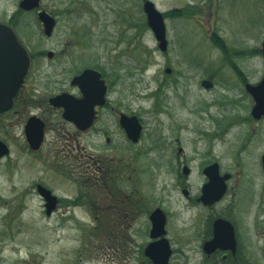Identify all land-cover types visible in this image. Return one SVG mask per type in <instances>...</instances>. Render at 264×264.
<instances>
[{
	"label": "rangeland",
	"instance_id": "obj_1",
	"mask_svg": "<svg viewBox=\"0 0 264 264\" xmlns=\"http://www.w3.org/2000/svg\"><path fill=\"white\" fill-rule=\"evenodd\" d=\"M72 1L77 10L83 9L81 16L76 17L77 11L68 8L69 2L64 0L60 22L49 37L35 15L19 16L21 42L33 62L47 69L46 72L35 71L30 76L28 88L42 99L70 89V56L74 51L70 38L74 25H84L87 30L85 48L75 49L81 56L106 55L99 39L102 33H107L112 38L108 45L114 50L110 55L121 51L126 62L122 75L123 91L129 95L126 103L142 119L144 133L134 153L122 155L114 154L112 145L86 137L74 142L76 149L71 151L73 148L50 134L41 159H34L23 148L25 117L16 118L9 134L13 153L0 163V200L7 201L0 203V264H22L28 259L34 264H147L140 248L150 240L149 215L156 208L167 215L166 229L168 237L175 241L174 247L184 251L189 264H197L201 258L199 233L202 224L199 220L203 212L195 201L182 194L181 188L189 189L193 197L199 193L206 181L201 162L209 155L217 158L224 170L243 169L230 182L231 190L220 207L236 205L252 264H264V175L261 166L264 123L257 127L256 136L240 154L238 135L244 131V126L237 124L223 138L212 142L202 133L217 130L216 118L249 115L250 102L247 95H243L244 88L234 69L224 66L226 54L222 48L213 46L211 36L215 32L226 42L231 66L237 65L235 71L244 72L252 85L260 83L264 76V0H150L164 14L188 7L192 13L187 17H166L169 48L165 52L160 50L148 26L143 10L145 0ZM43 4L53 9V0H44ZM18 9V0H0V13L5 12L7 17ZM121 38L122 42L115 47L114 42ZM49 52H54L51 59ZM196 60L220 65V81L214 92L202 90L198 82L202 69L190 68V62ZM131 62L138 67L133 96L129 91L134 82ZM83 63L86 65L88 60ZM53 67H56V75L52 74ZM168 67L175 73L173 79L181 77V73L188 76V79L182 77L184 84L180 90L166 89L165 81L173 80L166 73ZM179 94L183 96V105ZM216 100H220V104L197 112L203 102ZM124 142L125 138H119L115 146H124ZM100 145L107 147L104 154H108L115 172L123 176L120 182L124 191L120 197L123 211L117 224L114 211L106 214L101 209L109 205L108 202H103L99 209L95 207L96 203L101 204L103 197L94 196L92 202H87L85 183L75 185L69 180L70 176L65 175L73 173L71 178L84 181L83 174L72 170L83 168L87 160L85 153L99 152ZM118 156L124 157L123 161L117 160ZM175 158L187 162V176L173 173L171 164ZM8 163L12 165L6 168ZM39 181L49 185L63 201L74 202L71 205L63 202L52 216H48L43 200L32 187ZM181 183L184 185L179 188ZM246 193L252 195L249 204L245 200ZM21 198L25 204L23 208L18 207ZM111 246L118 247L117 254ZM185 257L174 258L172 264H186Z\"/></svg>",
	"mask_w": 264,
	"mask_h": 264
},
{
	"label": "flooded vegetation",
	"instance_id": "obj_2",
	"mask_svg": "<svg viewBox=\"0 0 264 264\" xmlns=\"http://www.w3.org/2000/svg\"><path fill=\"white\" fill-rule=\"evenodd\" d=\"M22 0H18V6L19 9L16 12H13L9 17H7V14L5 12L0 13V23L6 24L10 26L13 30L15 29V26L19 24V16L24 14H33L37 17L39 24L41 28L44 31V26L42 22L39 19V12L46 11L50 15H52L56 19V25L57 27L58 23L60 22V7L61 5H64V0H53V9L45 6L43 4L44 0H40V6L39 8H34L32 10H25L20 8V3ZM146 1V0H145ZM69 2V4H68ZM68 8L74 10L77 13L75 14L76 17L81 16L83 9L77 10V5L72 0H68ZM73 2V3H70ZM58 9V11L56 10ZM170 11H174L175 14L180 15L182 17L189 16V7L188 8H176ZM168 11V12H170ZM90 13V11H87ZM164 15V13H163ZM176 15V16H177ZM171 16V15H170ZM173 16V15H172ZM75 17V19H76ZM168 18V16H166ZM165 23H166V18ZM134 26L136 24L134 23ZM54 28V30H55ZM167 28V26H166ZM15 31V30H14ZM16 32V31H15ZM54 32V31H53ZM71 38H70V45L71 48L74 50L72 51V54L70 56L71 59V74L69 76V90H62L50 97H47L45 99H42L39 95L34 93L33 89H29V82H30V76L35 71H41L46 72L47 69L45 67L37 66L28 51V54L30 56V67L28 70V74L19 88V91L17 95L13 99L12 107L4 111L0 114V141L3 142L7 147L9 152L3 156L0 157V163L3 162L6 159H9V157L13 153V143L11 139L9 138L11 125L18 117H25L24 125H23V148L24 152L28 156H31L34 159H41L43 149L46 146L48 137L51 135H54V139L58 140V142H65L69 148L75 151L74 142L77 140L86 137V138H95L98 142H105V145L109 146L112 145L111 149L114 151L116 155H122V154H133L135 146H137L144 133V125L142 123V119L140 116L133 110H130L128 107V104L126 103L127 100H129V95H126L123 91L124 86V80L122 75L124 74L125 67L123 66L126 62L123 61V56L121 54V51H115L114 55H110V52L114 51L112 47H109V41L112 40V38L106 33L101 35L100 45L104 49H106V55H100V56H81V54H78L75 52L76 48L84 47L86 39V27L81 25H74V28L71 31ZM17 34V33H16ZM53 34V33H52ZM215 32L213 33V35ZM18 35V34H17ZM52 36V35H51ZM19 37V36H18ZM168 39V38H167ZM23 42V41H22ZM122 42L121 39H116L114 42V46L117 47ZM213 46L218 48L220 50V46L212 40ZM23 44V43H22ZM24 45V44H23ZM25 46V45H24ZM113 46V47H114ZM26 48V47H25ZM168 48H169V40H168ZM168 48L166 51H168ZM27 49V48H26ZM49 53H52V56L49 57ZM48 58H52L54 56V52H49ZM224 56V55H223ZM231 58H228L226 55L223 58V64L224 66L228 67L229 69H234V72L240 82V85L243 86L246 97L249 99L250 107H249V115L244 116L241 114H234L231 115L229 118H213L214 121L217 122V130L215 132L210 131H204L202 132L205 138H207L208 141L212 142L216 139H219L220 137L223 138L225 135H227L228 132L232 130V128L239 124L241 126H244V131L240 133V144L237 146L238 153L240 154L246 146L252 141L253 137L256 136V133L258 131L259 125L261 123H264V116L260 119L254 118L252 115V110L255 105V100L252 96V94L247 90V85H249V81H247V76L244 75V72L242 71H235V67H237L236 63H234V67L231 66ZM88 60V63L84 65V61ZM191 69H202V72L199 74L198 82L201 85L202 90L208 93L214 92L218 85H219V75H220V65H218L216 62L209 61H191ZM127 64H130L129 62ZM132 68V80L134 81L136 76V71L138 70V67L134 65L131 62ZM54 70L52 71V74L56 75V67H53ZM52 68V69H53ZM86 70H94L100 74V77H97L96 75H92L89 78H85L82 80L81 84L77 81L76 78L81 76ZM169 70V72H167ZM60 73L62 69L59 70ZM233 71V70H232ZM173 69L171 67H168L166 69V73L169 75L170 79H173L172 76L175 75L173 73ZM244 75V76H243ZM181 77H178L177 79H173L169 81L168 79L165 81L166 89L167 90H180L182 85L184 84V79H188V76L181 73ZM183 77V78H182ZM190 78V77H189ZM219 80V81H218ZM204 82H209L208 86L204 85ZM136 82H131L132 87L130 86L129 91L132 92V96L134 94ZM259 84V83H258ZM224 85V84H223ZM252 85V84H251ZM92 86L94 88V98L93 95H91L89 98L87 95L83 92V87ZM181 86V87H180ZM230 84L227 86L229 87ZM233 89H235V84H233ZM158 90V88L156 89ZM155 90V91H156ZM67 93L70 95V101L73 108V119L74 120H67L64 118V109L56 107L50 103V99L54 98L57 95ZM180 97V103L181 105L184 104V99L182 95H178ZM177 98L179 99V97ZM166 98V97H165ZM233 100V99H232ZM231 101V100H230ZM235 102H238L236 98L234 99ZM206 103V104H205ZM215 104H220V100H216L213 102H203L200 104V106L197 109V112H203L207 111L209 107ZM29 109H32V111L28 114L27 112ZM123 114H126L127 116H137L140 120V122L143 125V132L142 136L138 143L132 142L121 125V116ZM92 117V122L90 126H86L88 123L89 117ZM36 117L40 119L44 123V140L41 145V147L38 150H32L27 136H26V125L28 121L32 118ZM84 127V128H83ZM119 138H125V145L124 146H118L116 147V142ZM22 139V138H21ZM55 142V141H53ZM123 145V144H122ZM108 147V148H110ZM100 149L99 152H91V153H85L87 160H85V163L83 168L79 169H73V172H77L78 174H83L85 176L84 181L77 180L76 178H71L73 173H68L65 175L70 176L69 180L72 181L75 185H79V183L84 182L85 188H86V194L88 200L87 202H92V198L94 196L96 197H103V200H101V204L96 203L95 206L97 209H99L102 206V203L104 204L106 202L109 203L102 206V210L104 213L108 214V211L112 210L115 213V221L116 224L118 223V220L121 217V213L123 211V206L120 204L121 202V195L124 193L123 189L120 187V182L122 179V175H120L118 172L116 173L115 169L113 168L111 162H109L108 154H104V149L107 147H104V145L98 146ZM182 149H179L178 153H181ZM119 157V158H118ZM117 160L123 161L124 157L118 156ZM264 153L261 156V166L262 171L264 175ZM187 162L182 161L180 158H175L174 162L171 164V170H173L174 174L182 176H187L189 174V170L187 167ZM218 165V173L220 177H224L225 175H229V178L226 180V192L223 195V197L212 203V204H205L202 200L203 197V189L204 186L210 181L209 177L206 175L205 170L212 166V165ZM9 165H12L11 163H8L7 166L4 164L3 166H6L8 168ZM186 165V166H185ZM182 166H185L183 171L181 169ZM237 166V165H236ZM201 170L203 175L206 178V181L203 182L201 185L200 191L197 195L194 197L190 194L189 189L183 187L181 188L184 183H181L178 185L179 188H181L182 194L192 201H195L199 207H201L203 215L200 217V224H202L201 232L199 233L200 237V253L201 258L197 262V264H252V258L250 256V250L248 248L246 238L243 235L242 231V225L239 219H237V209L236 205L233 203L229 205L227 208L221 209L220 204L223 203L226 198L229 195V192L231 190L230 182L233 181L238 173L240 174V171L243 169H235L231 171L224 170L222 167V163L215 158L214 156L206 157L201 162ZM184 174V175H183ZM123 180V179H122ZM43 186L50 190L54 196H56L53 192V190L50 188L49 185L45 184L43 181L35 182L33 183L32 187L36 190L38 195L41 197V199L44 202L45 208H46V199L39 191L38 187ZM237 186V185H236ZM238 188V187H237ZM133 192L135 189H132ZM97 192L95 195L93 193ZM28 193V192H26ZM57 197V205L55 210L51 215L52 216L58 209L60 205L66 203L67 205H71V202H65L62 199ZM245 197V196H244ZM247 204H249L252 200V195H248L246 193L245 198ZM7 201L5 199L0 200V203H6ZM24 203L22 202V198L20 199V202L18 203V207L23 208ZM100 206V207H99ZM107 211V212H106ZM152 213V212H151ZM150 213V215H151ZM47 214V212H46ZM149 215V217H150ZM113 216V215H112ZM167 216V215H166ZM150 220V219H149ZM218 220H224L229 222L233 228H234V239H235V248H231L230 244L227 243H221V246L216 247L213 250L208 251L206 249V245L209 242H212V240L215 237V223ZM167 225V224H166ZM166 237L170 243L171 248V256L169 259V264L173 263L174 258L177 259L179 256L185 257L184 251H181V249H177L174 247V239L171 237V239L168 237V232L166 233ZM117 240L119 239V236L116 237ZM149 241L145 244H143L140 248V252H142L145 255V249L148 246L149 243L154 241L150 237L149 232ZM113 250H115L116 254L118 253V247L111 246ZM264 254V249H263ZM187 256V255H186ZM147 258V264H152V261ZM2 259V251L0 250V261ZM184 262L186 264H189L190 261L188 260V256L185 257ZM22 264H34L33 260H26Z\"/></svg>",
	"mask_w": 264,
	"mask_h": 264
},
{
	"label": "water",
	"instance_id": "obj_3",
	"mask_svg": "<svg viewBox=\"0 0 264 264\" xmlns=\"http://www.w3.org/2000/svg\"><path fill=\"white\" fill-rule=\"evenodd\" d=\"M40 0H22L20 8L32 10L39 8ZM143 10L147 16L149 28L154 33L161 51L165 52L168 48L167 28L163 13L157 9L155 4L147 0L143 5ZM39 19L44 26V34L51 36L56 19L46 11L39 12ZM262 53L264 57V41L262 43ZM52 53H49V57ZM30 67V57L26 48L22 45L15 31L8 25L0 23V114L12 107L13 99L17 95L19 88L23 84ZM169 72V70H167ZM92 75L100 77V74L94 70H86L77 81L81 84L82 80ZM209 82H204L208 86ZM83 92L89 98L93 95L94 88L92 86L83 87ZM247 90L252 94L255 105L252 115L256 119L264 116V76L257 85H247ZM50 103L56 107L64 109V118L74 120L72 113L73 108L70 101V95L63 93L50 99ZM92 117L88 119L86 126L91 125ZM121 125L125 129L128 138L138 143L143 132V125L137 116H121ZM84 128V127H83ZM26 136L32 150H38L44 140V123L32 117L26 125ZM9 152L8 147L0 141V157ZM264 160V157H263ZM210 181L204 186L202 200L205 204H212L220 200L226 192V180L229 175L220 177L218 173V165H212L205 170ZM41 194L45 197L47 215H51L57 205V197L50 190L43 186L38 187ZM151 229L150 237L154 240L148 244L145 249V255L152 264H169L171 256L170 243L166 237L167 216L161 208L152 211L150 217ZM230 244L231 248H235L234 228L224 220H218L215 223V237L212 242L206 245L208 251L221 246V243Z\"/></svg>",
	"mask_w": 264,
	"mask_h": 264
},
{
	"label": "trees",
	"instance_id": "obj_4",
	"mask_svg": "<svg viewBox=\"0 0 264 264\" xmlns=\"http://www.w3.org/2000/svg\"><path fill=\"white\" fill-rule=\"evenodd\" d=\"M176 16L177 14H175L174 13V11H170V12H167V13H165L164 14V16L166 17V16ZM189 16H192V13H189ZM20 27H19V24L17 25V26H15V31H16V33L18 34V36L21 38V36H20ZM19 38V39H20ZM211 39L214 41V43H216V44H218L219 46H220V48H222V50H223V52H224V54H226V56L228 57V58H230V54H229V52H227V44H226V42L223 40V38H221V37H218V36H216L215 34L213 35V36H211ZM21 41H22V38H21ZM227 47V48H226Z\"/></svg>",
	"mask_w": 264,
	"mask_h": 264
}]
</instances>
